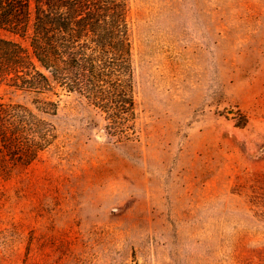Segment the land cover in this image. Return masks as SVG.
Wrapping results in <instances>:
<instances>
[{"label":"rangeland","instance_id":"374dc122","mask_svg":"<svg viewBox=\"0 0 264 264\" xmlns=\"http://www.w3.org/2000/svg\"><path fill=\"white\" fill-rule=\"evenodd\" d=\"M128 7L135 116L57 89L39 159L0 146V264H264V0Z\"/></svg>","mask_w":264,"mask_h":264},{"label":"trees","instance_id":"16d2710c","mask_svg":"<svg viewBox=\"0 0 264 264\" xmlns=\"http://www.w3.org/2000/svg\"><path fill=\"white\" fill-rule=\"evenodd\" d=\"M0 84L31 97L0 100L1 151L37 161L56 138L57 89L77 94L117 124L135 116L128 0H0ZM27 41L25 46L21 41Z\"/></svg>","mask_w":264,"mask_h":264}]
</instances>
